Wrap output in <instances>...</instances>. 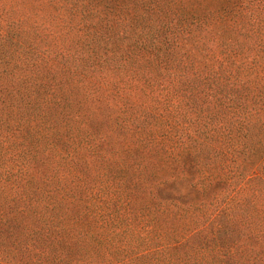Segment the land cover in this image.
<instances>
[{"label":"trees","instance_id":"16d2710c","mask_svg":"<svg viewBox=\"0 0 264 264\" xmlns=\"http://www.w3.org/2000/svg\"><path fill=\"white\" fill-rule=\"evenodd\" d=\"M44 3L40 18L0 6V77L9 79L0 86L2 114L18 112L13 123L23 128L21 110L39 113L40 94L66 95L69 105L42 112L56 137L61 125L59 139L66 143V130L74 136L66 151L56 149L62 160L90 149L108 120L77 108L83 74H107V87L126 77L133 98H117L126 106L111 124L132 128L137 153L163 163L160 172L141 169L130 192V178L118 183L125 200L109 218L76 195L67 205L55 200L44 220L49 237L36 240L37 264H264V0ZM27 69L30 76L18 75ZM70 118L81 127L70 128ZM35 192L28 196L37 203ZM143 193L146 202L135 205ZM47 209L33 206L35 216ZM171 216L182 219L179 231L164 227ZM70 248L87 256L77 263Z\"/></svg>","mask_w":264,"mask_h":264},{"label":"rangeland","instance_id":"374dc122","mask_svg":"<svg viewBox=\"0 0 264 264\" xmlns=\"http://www.w3.org/2000/svg\"><path fill=\"white\" fill-rule=\"evenodd\" d=\"M3 4H5V10L21 11L27 15L35 13L38 16L40 14L39 18L44 16L43 12L47 9L44 0H0V6ZM24 71L27 72L23 74L19 72L18 75L24 77L32 74H28V69ZM6 75L3 74L0 77V86L4 84L2 88H5L9 81ZM9 75L13 77V74ZM83 75H86L85 81L80 84L79 90L74 91V94L81 100L77 103V108L91 111L93 116L99 111H104L105 119L108 120L101 122L98 135L92 138L87 136L91 139L90 149L79 146L76 152L71 150V156L64 157L63 161L57 160L54 154L58 152L56 149L63 148L62 152L66 151V144L70 148L72 132L64 131L68 133L65 143L64 139H59L64 134L65 126H60V133L56 137L54 130L58 132V129L47 127L49 120H43L42 112L49 107L59 110L62 105H69L70 101L64 100L66 95H55L50 91L40 94V99L36 101L39 113L31 112L29 105L21 110L23 128L13 123L19 118L18 112L13 111L15 115L7 117L0 110V264H37L34 253L41 243L36 240L49 237L44 231V227L47 226V221L44 222V220L49 208L59 202L55 200L61 199L59 203L67 205L73 202L76 195L82 202L78 203L79 206L94 208L100 212L99 218H109L114 215L115 211L119 212L117 206H123L125 200V184L121 187L118 183L130 178L131 185H128L130 192L133 187L141 185L139 182L141 169L144 171L150 168L155 173L160 172L163 160L152 159L147 162L148 160L145 161L137 153L135 148L140 144L135 142L132 132L128 131L132 128L127 125L120 128L111 124V119L116 116L115 110L126 106V104L122 105L123 101L117 98H126L127 104L129 99L132 101L133 94L130 88L133 87V83L126 77L118 76V78L112 77L110 87H107L103 83L109 82V79H102V76L108 77L107 74L97 75V78L88 77L94 74ZM6 92L12 94L13 89H7ZM150 95L155 96L156 99L158 97L157 92H150ZM121 105L122 107H118ZM82 121L83 126L84 120ZM68 122L70 128L81 127L80 120L73 121L70 118ZM108 125L112 127L109 128ZM54 143L56 144L53 145ZM71 162H76V166L70 165ZM30 188L42 191L41 194H39L40 191L35 192L39 195L37 203H35L34 196L32 198L28 196ZM51 189L57 190L52 191ZM83 190L88 191L89 195L84 196L81 192ZM58 191L64 193L54 197ZM155 191L157 189L153 188V192ZM183 191L181 188L177 193L185 196ZM44 192L46 193L45 199ZM47 194L50 197V206H47ZM191 199L196 200L197 198ZM144 202L146 199L143 193L136 198L135 205L140 206ZM33 206L36 207L38 213L41 212L43 206L48 209L44 210L40 217L34 215ZM181 221L182 219L179 222L174 221L172 217L168 223L164 224V227L169 231H179ZM57 222L53 223L57 224ZM49 226L54 233L60 232L52 223H49ZM35 230H38L39 234L33 233ZM38 250L41 252L43 247L41 246ZM70 250V256L74 255V261L77 263L87 256L83 255L78 248H70Z\"/></svg>","mask_w":264,"mask_h":264}]
</instances>
